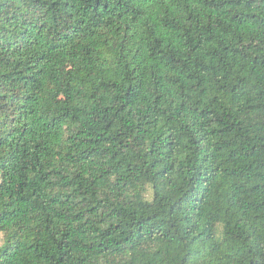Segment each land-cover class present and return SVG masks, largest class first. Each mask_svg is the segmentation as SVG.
I'll use <instances>...</instances> for the list:
<instances>
[{
  "label": "trees",
  "instance_id": "1",
  "mask_svg": "<svg viewBox=\"0 0 264 264\" xmlns=\"http://www.w3.org/2000/svg\"><path fill=\"white\" fill-rule=\"evenodd\" d=\"M0 264H264V0H0Z\"/></svg>",
  "mask_w": 264,
  "mask_h": 264
},
{
  "label": "rangeland",
  "instance_id": "2",
  "mask_svg": "<svg viewBox=\"0 0 264 264\" xmlns=\"http://www.w3.org/2000/svg\"><path fill=\"white\" fill-rule=\"evenodd\" d=\"M2 242H3L2 236L0 235V246L2 245Z\"/></svg>",
  "mask_w": 264,
  "mask_h": 264
}]
</instances>
